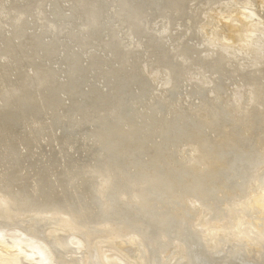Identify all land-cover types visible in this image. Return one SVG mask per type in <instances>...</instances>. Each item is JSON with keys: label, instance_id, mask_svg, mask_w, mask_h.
<instances>
[{"label": "bare ground", "instance_id": "1", "mask_svg": "<svg viewBox=\"0 0 264 264\" xmlns=\"http://www.w3.org/2000/svg\"><path fill=\"white\" fill-rule=\"evenodd\" d=\"M2 228L48 264H264V0H0Z\"/></svg>", "mask_w": 264, "mask_h": 264}, {"label": "rangeland", "instance_id": "2", "mask_svg": "<svg viewBox=\"0 0 264 264\" xmlns=\"http://www.w3.org/2000/svg\"><path fill=\"white\" fill-rule=\"evenodd\" d=\"M245 8V7H244ZM263 192L261 191V194ZM3 229V228H2ZM0 229V240L11 237L12 240L9 242V244L4 245L3 249L0 247V263L2 264H14V261L19 257V254L16 253L17 250H11L8 248V246H11L13 244H19L21 243L20 249L22 253L26 256H28L31 260H34L36 264H48L49 263V253L46 250V247L42 245L39 241H36L34 239L27 238L24 234L19 232L16 228L8 229ZM18 230V231H17ZM16 239V240H15ZM74 239V240H73ZM71 241H76L74 236H70ZM8 243V242H6ZM13 243V244H11ZM78 245V244H77ZM81 246V244H79ZM14 246V245H13ZM32 247V248H31ZM79 247V246H78ZM16 249V248H15ZM36 249L40 250V253H35ZM20 251V252H21ZM12 252V254H11ZM18 264V263H16Z\"/></svg>", "mask_w": 264, "mask_h": 264}, {"label": "water", "instance_id": "3", "mask_svg": "<svg viewBox=\"0 0 264 264\" xmlns=\"http://www.w3.org/2000/svg\"><path fill=\"white\" fill-rule=\"evenodd\" d=\"M128 28H130V30L134 31V26H130V27H128ZM132 31H131V36L135 37L136 35H135L134 32H132ZM149 49H150V53H151L152 50H151V48H149ZM156 50H157V49H154V51L158 54V51H156ZM198 62H199V60H198ZM208 72L211 73L212 71H208ZM212 75H217V76H219L218 73H214V72H212ZM218 80H219V79H217V80H212V81H213V83H212V84H213V88H215L216 83H217ZM172 83H173L174 85H177V86H178V84H177L176 82H174V81L171 82V81H170L169 84H170V86H171L172 88H175V87L173 86ZM215 90H216V89H215ZM254 94H255V98H254V99L256 100V96L259 95V94H258V92H256V91H254ZM254 99L252 100V102H254ZM241 116H242L244 119L246 118V121L249 119V116H246V115H241ZM74 237H75V239L79 238L78 235H75V234H74ZM76 237H77V238H76ZM79 240H80V239H79ZM79 240H76V243H77V244H81V247H82V243H81L82 240H81V241H79ZM49 255H50V254H49Z\"/></svg>", "mask_w": 264, "mask_h": 264}]
</instances>
